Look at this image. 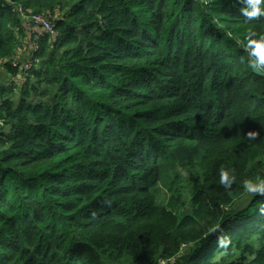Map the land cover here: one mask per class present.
<instances>
[{
    "label": "trees",
    "instance_id": "16d2710c",
    "mask_svg": "<svg viewBox=\"0 0 264 264\" xmlns=\"http://www.w3.org/2000/svg\"><path fill=\"white\" fill-rule=\"evenodd\" d=\"M241 7L0 0V264H264V196L243 189L264 178L245 47L264 16Z\"/></svg>",
    "mask_w": 264,
    "mask_h": 264
},
{
    "label": "clouds",
    "instance_id": "9594fccd",
    "mask_svg": "<svg viewBox=\"0 0 264 264\" xmlns=\"http://www.w3.org/2000/svg\"><path fill=\"white\" fill-rule=\"evenodd\" d=\"M240 2L242 4L240 13L246 21L259 20L260 17L264 16V7H261V5H264V0H240ZM246 40L245 47L250 68L256 73L264 75V34L258 35L256 32H252L246 37ZM257 136V132L248 133L249 140H255ZM219 175L220 184L225 189H230L236 181L235 175L231 174L223 166L220 168ZM243 189L252 196H264V178L245 180L243 182ZM217 242L222 248H227L230 243L224 237H218Z\"/></svg>",
    "mask_w": 264,
    "mask_h": 264
},
{
    "label": "built area",
    "instance_id": "2783aa9c",
    "mask_svg": "<svg viewBox=\"0 0 264 264\" xmlns=\"http://www.w3.org/2000/svg\"><path fill=\"white\" fill-rule=\"evenodd\" d=\"M30 20H31V27H33V29L35 30L34 34H35L36 39H38L43 33H53V34L55 33L53 23L44 15H33L30 18ZM34 62L35 61H33L32 59L26 61L25 64H23V69L25 71H28L29 69L32 68ZM20 78H21V75H20Z\"/></svg>",
    "mask_w": 264,
    "mask_h": 264
},
{
    "label": "crops",
    "instance_id": "0c3cea01",
    "mask_svg": "<svg viewBox=\"0 0 264 264\" xmlns=\"http://www.w3.org/2000/svg\"><path fill=\"white\" fill-rule=\"evenodd\" d=\"M31 47V49H32V43L29 45V47H28V49ZM31 49H30V51H31ZM30 51H27V50H23V51H20V53H19V55L20 56H22V57H24V61H28L29 60V54H30ZM18 55V56H19ZM4 71V70H3ZM5 72V71H4ZM20 77V76H19ZM11 80L12 79V77L11 76H9V77H7V78H5V80L3 81V82H6V81H8V80Z\"/></svg>",
    "mask_w": 264,
    "mask_h": 264
},
{
    "label": "rangeland",
    "instance_id": "374dc122",
    "mask_svg": "<svg viewBox=\"0 0 264 264\" xmlns=\"http://www.w3.org/2000/svg\"><path fill=\"white\" fill-rule=\"evenodd\" d=\"M0 65H1V61H0ZM4 69H3V67H2V65L0 66V83H2V81H4L5 80V78H7V77H9L10 75H9V73L5 70V72L3 71ZM21 78H22V75H21ZM12 80H14V78H12ZM9 81L11 82V80L9 79ZM20 81V83L22 82V79L21 80H19ZM11 84V83H10ZM16 98H17V96H16Z\"/></svg>",
    "mask_w": 264,
    "mask_h": 264
},
{
    "label": "water",
    "instance_id": "95a60500",
    "mask_svg": "<svg viewBox=\"0 0 264 264\" xmlns=\"http://www.w3.org/2000/svg\"><path fill=\"white\" fill-rule=\"evenodd\" d=\"M255 72V71H254ZM256 73V72H255ZM258 74V73H257ZM259 75H262V74H259ZM262 76H264V75H262Z\"/></svg>",
    "mask_w": 264,
    "mask_h": 264
}]
</instances>
